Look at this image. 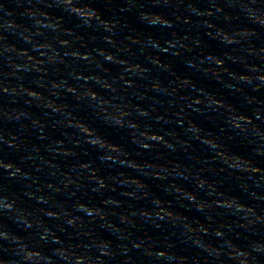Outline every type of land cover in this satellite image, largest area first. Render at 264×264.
Instances as JSON below:
<instances>
[{
    "label": "clouds",
    "instance_id": "clouds-1",
    "mask_svg": "<svg viewBox=\"0 0 264 264\" xmlns=\"http://www.w3.org/2000/svg\"><path fill=\"white\" fill-rule=\"evenodd\" d=\"M11 2L4 0L0 10L28 47L9 42L0 50V63L11 69L0 72V98L7 95L18 103L26 97L23 102L28 107L9 111L0 104V119L7 117L20 125L18 131H12L0 123V264H137L133 253L151 264H264V215L234 191L225 193L223 185L208 184L203 169L209 161L197 160L202 153L210 156L224 174L234 175L235 186L264 201V193L257 191L264 185V172L257 173L247 163L233 168L229 161L234 154L200 126L202 119L218 118L224 125L222 132L242 137L250 146L251 158L264 161V147L260 146L264 145V119H260L264 118V101L244 87L250 85L252 92H260L264 84V47L255 44L264 38V0H15L28 5L21 9L10 8ZM200 3L209 7H198ZM15 11L23 12L26 23L11 19ZM84 36L87 42L82 40ZM7 39L0 32V42ZM209 42L218 46L219 53L210 50ZM88 44L92 45L90 51ZM162 56L182 57L186 68L220 82L227 76L226 87L242 95L240 104L249 107L248 118L238 119L242 113L237 108L200 86L193 76L176 75L170 64L162 62ZM109 65L120 72L113 74ZM153 69L174 78L165 83L152 75ZM5 77L19 82L12 85ZM138 81L146 82L147 87L142 89ZM149 92L169 97L168 107L148 103L152 99ZM34 103L44 109L51 125L33 118L30 108ZM26 119L37 139L47 141L43 147L32 144L30 151L21 139L29 130V124L22 123ZM167 125L181 129L191 139L175 130L165 133L163 127L154 130ZM49 126L59 134L49 136ZM110 131L137 145L141 154L162 145L196 161L199 167L195 169L172 159L167 165L181 170L173 175L194 178L198 191L179 185H167L165 191L182 193L189 206L194 204L197 212L207 213L205 222L181 215L171 201L146 190L149 186L139 178L123 171L102 175L97 161L145 170V164L131 158L124 143L113 147ZM197 145L199 151L194 150ZM11 152L27 155L17 160L11 158ZM46 152L77 162L64 170ZM37 157L43 163L33 170L29 162ZM45 166L55 169L50 175L58 174L63 182L50 180L42 185L36 172L43 173ZM168 166L147 163V168H162L165 175H146L167 179ZM129 183L137 190L124 195L130 201L147 200V206L128 203V211H120L124 200L109 196L96 206L84 198L90 191H114L115 184ZM45 189L52 195L38 194ZM64 194L67 199H56ZM33 202L51 207H33ZM215 213L230 222L212 227ZM49 220L61 223L53 227ZM137 221L154 232L167 230L171 239H154L137 227ZM69 229L82 241L65 240ZM241 238L242 243L238 242Z\"/></svg>",
    "mask_w": 264,
    "mask_h": 264
},
{
    "label": "water",
    "instance_id": "water-1",
    "mask_svg": "<svg viewBox=\"0 0 264 264\" xmlns=\"http://www.w3.org/2000/svg\"><path fill=\"white\" fill-rule=\"evenodd\" d=\"M3 3H4V0H0V5H2ZM27 6L28 5L26 3L23 5L17 4L15 0H12V2L9 4V7L13 9H21L22 7H27ZM180 7L181 9H183L184 6L181 5ZM198 7L207 8L209 7V5L206 3H200L198 4ZM11 19L15 20L18 24H21V25L26 23L22 11H15ZM5 21H6L5 15L2 12V10H0V32H5V34L8 37L7 41L0 42V50H2L4 48V45L9 42L20 44L21 47H28V45H24L20 42L18 35H17L18 29L10 28L8 23ZM180 28L182 29L183 26L181 25ZM121 39H123V37H121ZM82 40L87 42L88 41L87 36L82 37ZM209 43L211 44L209 46L210 50L214 53H219L220 49L218 48V46L214 42H209ZM124 44L128 45V41L125 40ZM255 44L257 48L264 47L263 38L255 40ZM88 47L90 51L92 45L88 44ZM133 47L135 46L133 45ZM113 52H115V50H113ZM7 54L8 53L6 52L4 53V55H7ZM197 54L198 53H192L191 55H197ZM12 55L14 56L15 53L13 52ZM139 59L143 62V57H140ZM97 60H99V57H97ZM161 60L162 62L166 64H170L173 67V70L176 73V75H181V76L185 75L183 77L184 79H189L190 77L188 76H193L197 80L200 86L204 87L205 89H208L209 91L215 92L222 98H225L226 100H228L232 104L233 107L237 108L238 111L242 113V115L238 117V119L248 118L246 113L250 111V109L247 105L242 106L240 104L242 100V95L239 93H236L235 88L229 90L226 87V84L228 83L227 76H225L223 82H220V81H217L216 78L212 77L211 75L205 76L204 74L200 73L198 70L186 68L182 62V57L176 58L173 56H162ZM0 61H2V57H0ZM257 63H259V61H257ZM48 67H51V66L49 65ZM109 68L113 74L120 72V69L115 65H109ZM262 70H264V64H262ZM9 71H11V69L8 68L6 63H0V72H9ZM100 74L104 75L103 72H101ZM34 75H35L34 73L30 74L29 77L25 80V83L28 84ZM152 75L160 77V79L164 80L165 83H168L170 79L174 78L171 73H161L156 69H153ZM56 78H58V76ZM5 79H10L12 85H16L19 82L16 78H12V77H5ZM137 83L142 89L147 87V85H145L146 82L144 83L143 81H138ZM232 83H235V81H233ZM244 87L246 89V92H249L253 96H256L258 100L264 101V84H262L260 92H252V88L250 85L244 86ZM148 96L152 98L148 100V103L157 102L158 104H162L165 108L168 107L169 100H170L169 97L157 96L151 92L148 93ZM24 99H26V97H21L19 98L18 103H12L11 102L12 98L7 95H4L2 98H0V104H3V106L6 107L9 111H11L13 108L25 109L28 106L24 104L23 102ZM66 99H70V98L66 97ZM30 111L33 113V118L44 119L46 120V122L49 123V125H51V119L46 118L44 116V109L37 107L35 103L31 106ZM161 111H163V109H161ZM260 119H264V118H260ZM0 123H2L3 126L7 127L8 129L12 131L19 130V126H20L19 123H17L14 120L9 121L7 117H3L2 119H0ZM22 123L29 124V130L21 134V139L26 144L29 145L30 151H31L32 144H40L41 147H43L47 143V141L37 139L36 132L32 129V126L29 120L26 119L22 121ZM200 126L205 131H208L212 135L216 136L218 140L222 142V146L226 149V151L234 154L231 157V160L229 161L233 168H240L242 167V163H247L251 165L256 170L257 173L264 172V161H260L258 158H251L250 146L247 144L246 141L242 139V137L235 136L232 132L227 131V130L222 132L221 129L224 128V125L221 123V121L218 118L202 119L200 121ZM161 127L164 128L165 133L171 130H175L179 132L183 138L191 139V137L184 135L181 129L175 128L174 125L156 126L154 130L161 131ZM48 134L49 136H56L59 133L58 131H54L51 128V126H49ZM109 135L112 138L113 147L118 148L121 143H124L126 149L130 153L131 158L138 160L141 164H145V170L144 171H134L132 170L130 164L123 165L117 162L115 164L109 165V164H105L100 161H97L96 166H98L101 169L102 175L107 177L110 175H116L119 172L123 171L126 173L128 177L139 178L141 181L145 182L149 186V188L146 190H150L155 195H159L162 198L168 201H171L172 206L175 207L178 212H182L181 215H183V213H186L189 216L193 217L194 219L199 220L200 222H205L204 218L207 215V213L197 212L194 204L192 206H189V202L187 201V199L183 197L182 193L177 194L175 192L169 193L168 191H165V186L167 185H179L185 189H190L192 191H198V189L196 188V180L194 178L180 177L178 174L173 175L171 173H178V171H181V170L173 169L171 168V166L167 165V160L172 159V160L180 161L181 163H187L189 164V166L195 169L196 167H199L196 161L189 160L187 158V154L183 152H170L168 149H165L162 145H157V147L151 152L144 151L141 154L137 145L132 144L126 139H122L121 135L115 132H111V131L109 132ZM169 138L171 139V137ZM260 146L264 147V145H260ZM194 150L199 151L200 150L199 146L198 145L195 146ZM159 153H163V156L161 157ZM21 155H27V153L11 152V158L13 159L18 160ZM45 156L48 159H55L57 163H59L64 170H68L69 165L77 162L75 160L69 159L64 156L52 157L47 152L45 153ZM86 158H91V157H86ZM199 159H207L209 161L208 165L203 169V171L206 172V180L208 184L223 185L225 193H230L234 191L237 195L243 198L245 203L251 204L253 207H255L257 213L264 215V201L251 198L249 193L235 186L234 175L224 174L220 168H218L214 163L211 162L212 158L210 156H207L206 154L202 153L199 157H197V160ZM42 163L43 161H41L39 157H37L36 160L29 162L30 167L33 170H35L36 164H42ZM147 163L168 166L170 168V173L167 174V179H163V178L158 179L155 176L146 175L147 172H151V173L161 172L162 176L165 175L162 171V168L149 169L147 168ZM52 171H56V170L52 169L50 166H45V170L43 173L36 172V175L39 176L40 183L42 185L46 184L50 180L56 182L57 184H61L63 182L64 178L60 177L58 174L55 177L51 176L50 173ZM261 179L264 180V176H261ZM109 183L113 184L112 181H109ZM114 187H115L114 191L107 190V189H105L101 193H95V192L90 191L86 196H84V198L88 202H91L92 204L96 206H101V200L109 196L114 197L116 199L124 200L125 207L123 209H119L120 211H128V208H127L128 203H133L137 207L147 206L149 203L147 200H139V201L131 200L130 201L124 195L125 191H136L137 190L135 185L131 183L127 185L115 184ZM257 191L264 193V185H261L257 189ZM38 194L52 195L51 191L48 189H45L43 193L38 192ZM81 195L83 196L84 194L81 193ZM200 195L203 196V192H201ZM56 199L65 200L67 199V195L64 194V195L58 196L56 197ZM198 202L199 201L195 203H198ZM41 206L51 207V205H44V204L36 205L33 202V207H41ZM214 215L215 216L213 217V219H215L216 221L211 224L212 227L217 226V223H229L230 222V218L220 213H215ZM48 222L53 227H55L56 224L61 223L60 221H56V220H49ZM85 222H87L86 218H85ZM137 227L142 228L144 232H147L154 239H157L160 241L171 239V233L168 232L167 230L154 232L151 228L142 225L139 221H137ZM72 232L73 230L69 229V234H65L64 239L71 241V242H81L83 238L72 235L71 234ZM238 242L242 243L243 239L241 238L240 240H238ZM132 255H133L134 260L137 261V264H151V262L148 261L146 257L136 256L135 253H133Z\"/></svg>",
    "mask_w": 264,
    "mask_h": 264
}]
</instances>
